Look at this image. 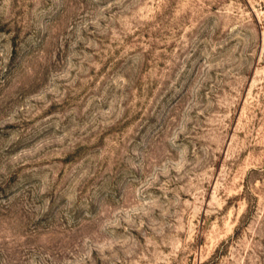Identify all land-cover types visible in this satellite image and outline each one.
I'll list each match as a JSON object with an SVG mask.
<instances>
[{
  "label": "rangeland",
  "instance_id": "obj_1",
  "mask_svg": "<svg viewBox=\"0 0 264 264\" xmlns=\"http://www.w3.org/2000/svg\"><path fill=\"white\" fill-rule=\"evenodd\" d=\"M0 264H264V0H0Z\"/></svg>",
  "mask_w": 264,
  "mask_h": 264
}]
</instances>
